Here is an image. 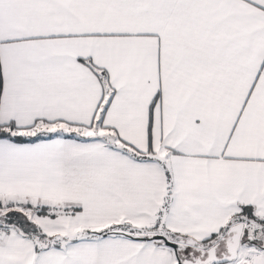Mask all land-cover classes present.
I'll return each mask as SVG.
<instances>
[{
  "label": "snow or ice",
  "instance_id": "snow-or-ice-1",
  "mask_svg": "<svg viewBox=\"0 0 264 264\" xmlns=\"http://www.w3.org/2000/svg\"><path fill=\"white\" fill-rule=\"evenodd\" d=\"M0 264H264V0H0Z\"/></svg>",
  "mask_w": 264,
  "mask_h": 264
}]
</instances>
